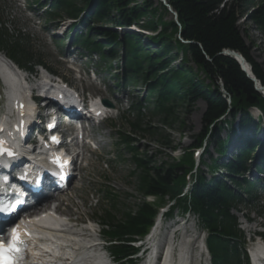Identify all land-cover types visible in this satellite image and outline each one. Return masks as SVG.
<instances>
[{"label": "trees", "instance_id": "obj_1", "mask_svg": "<svg viewBox=\"0 0 264 264\" xmlns=\"http://www.w3.org/2000/svg\"><path fill=\"white\" fill-rule=\"evenodd\" d=\"M254 1L258 2V8L252 22L264 34V0H167L177 14L178 23L173 19L164 21L169 14L167 8L152 0H47L53 20L76 22L70 29V32L77 30L76 42L99 53L109 67L110 61L115 60L124 73L119 81L147 92L148 115L139 109L133 120L125 119L124 129L112 127L116 150L123 149L131 157L135 169L131 177L141 197L135 209L118 218L113 212L117 207L114 194L103 191L104 200L114 203L111 211L104 212L102 223L109 229L106 234L116 259L123 261L136 252L131 243L147 232L158 209L171 202L175 207L169 216L178 209L198 217L208 233L214 264H240L243 236L233 211L246 204L244 198L250 200L254 194V184L246 175L250 172L251 154L262 145L255 136L262 134L263 128L251 119L249 110L258 108L264 121V98L238 62L224 52L241 54L264 87V66L253 59L238 25L243 9ZM132 26L155 35L145 43L141 33L129 31ZM5 37L0 29V48H6L18 63L30 65L33 58L28 50ZM152 44L158 48L150 50ZM198 101L206 105L204 129L180 162L169 155L168 162L160 163L157 153L141 152L135 145L139 138H150L167 150H177L168 139L170 136L158 132L172 130L177 123L185 126L178 110L188 114ZM237 118L238 136L233 127ZM154 119L158 124H154ZM226 131L228 136L224 140L222 133ZM235 137L238 138L235 154L225 161L223 156ZM211 145L218 157L210 156V164L201 161V166L213 174L208 179L202 168L195 170L198 167L193 150L203 147L209 150ZM260 154L259 172L264 167V145ZM222 168L223 174L215 173ZM189 175L192 178L187 181ZM150 196L155 198V204L146 203L145 198Z\"/></svg>", "mask_w": 264, "mask_h": 264}, {"label": "rangeland", "instance_id": "obj_2", "mask_svg": "<svg viewBox=\"0 0 264 264\" xmlns=\"http://www.w3.org/2000/svg\"><path fill=\"white\" fill-rule=\"evenodd\" d=\"M40 1L46 5L44 0ZM152 1L156 4L160 2L159 0ZM28 5L32 6V8L36 7L35 2L32 0H27L26 2L25 0H0V29L5 32L6 40L10 42L12 41V43H21L33 57L34 62H31V64L39 61L48 66L53 72L59 73L61 76H68L70 72L69 68L71 66H67L65 64L66 60L60 61L58 58V56L61 55L58 42L68 31V29L67 31L64 30L66 29V24L68 23L66 22L65 25H61V30L59 29L60 31L54 32L51 29L53 23L51 22L46 24L43 21V11L35 9L31 12ZM257 8L258 2L256 3L255 1L246 6L243 9L244 14L240 17L238 25L243 32V36L250 48L253 59L264 66V34L252 22V16ZM171 19L172 16L169 13L168 15H165L164 21L168 22ZM48 28L50 29L47 30ZM121 30H118V33ZM129 31L134 33H140V31L141 33L143 32L141 35H143L142 40L145 43L149 41L151 36L155 35L153 33L142 31L135 26L131 27ZM58 33L60 35L56 36ZM121 34L122 33L120 32L119 35L121 36ZM68 43H70V41L68 42L67 38V40L64 41L63 51L65 49V52L68 51ZM157 48L158 45L152 44L150 50H155ZM0 50L3 51V55H6V53L8 54L7 49L3 46H1ZM121 55L122 53L119 52V56ZM74 65L85 69V72L96 71L93 69L92 65H88L87 70L84 65L77 61H75ZM116 72V68L111 70L112 75H115ZM110 78L111 76L107 74L101 75L100 81L97 79L94 80L92 74L85 78L87 84L94 87V89L90 90L91 93H98L102 96L110 94V99L114 101L113 103H115L116 109L113 110V118L110 121L106 122L101 128L89 130L88 135L94 139V143H92L93 148H91L94 153H85L81 173L79 175L77 174L76 179L72 183L69 190L64 192L60 198L65 200L68 204L70 203L69 205L71 206L67 208V211H69L71 215L75 214L76 216L77 214V217H80L76 218L74 221L82 220L83 223L84 221L93 220L100 224L103 221L102 216L104 212L111 211V204L114 203H112V201L109 203L104 200V194L102 193L104 190L114 194L113 196H115V199L117 200L114 206L116 205L117 207H115L116 211L113 212L118 216V218L125 212L135 209L141 200V197L135 189V179L134 177H131V174L135 171V169L130 155L122 149V161L120 163H115L113 159L114 148L112 143L114 144L117 142V139L115 136L112 138V134L114 132L112 127L116 126L117 129H124L123 124H127L125 119L133 120V118H129L124 112L131 104H134L133 101L140 99L143 89L142 87H137L136 89H127L126 91L121 90L123 93L120 92L115 95L117 87L110 84ZM71 80L74 82L73 78ZM204 108L206 110L205 103L198 101L188 114L184 113L182 109L178 110L180 118L185 120V126L180 127L179 123H177L172 130L166 129L163 130V132H158V135L164 134L170 136L168 139L172 142L173 146L177 147V152L173 153V151L161 147L155 142V139L150 138H139L135 145L140 148L141 152L148 151L149 154L157 153V159L160 163L168 162L169 155L175 159L181 158V152L191 147L195 143L194 138L199 136L204 129L202 120L204 112L201 114ZM145 114L148 115V113ZM250 114L256 121L257 119L261 122L263 121L261 120L263 116L259 111L251 110ZM148 118L146 120H149ZM153 122L154 124H158L157 119H154ZM238 123L239 118H237L235 125H233L235 129L239 126ZM157 126L159 127L160 125ZM125 128H128V125ZM261 128H263V126H261ZM261 132L262 134H258L256 136V140L259 142H262V139H264V130ZM227 136V131L222 133V138L224 140L227 139ZM232 145L233 144H231V146ZM258 150L260 149H257L251 154V171L246 175L247 179L251 182L253 180L258 182V178L264 179V173L263 175L256 174L255 165L259 163L261 155V152ZM207 152L208 155L205 154L204 156L203 154L204 158L201 157V161H204L206 164H210V156L212 158H217L218 155L216 154L213 145L210 146ZM233 154H235V150L234 148H231L230 151L228 150V155L226 154L223 156V159L225 161L230 160ZM199 168H202L206 172L208 179L213 176L212 172H209L205 167L200 166ZM82 177L85 179L82 180ZM106 194L107 193H105V195ZM74 195L77 196L79 200L75 199L74 203H72L69 199L71 196V199H74ZM256 199L258 202L252 204L251 208L246 210L245 207H240L237 210L238 212H233L238 218V225L240 230L245 234L247 241L249 232L250 237H252L253 231L264 232V194L263 196L260 193L256 194ZM146 201L153 202L154 200L148 199ZM67 215L69 216V214ZM244 215L249 216V219L252 221L250 225H245V220L243 218ZM178 227L180 228L176 232L177 241L179 238L183 239L186 235L192 236L195 240L194 245H191L192 255L196 256L197 243H199L202 239H205L206 235L203 234L205 231L202 229L201 225L198 224V220L193 213L181 216L180 213L176 212L174 213L172 219L164 221L163 232L161 234L163 236V244L166 242L167 235ZM183 227L188 230L185 235L181 233Z\"/></svg>", "mask_w": 264, "mask_h": 264}, {"label": "bare ground", "instance_id": "obj_3", "mask_svg": "<svg viewBox=\"0 0 264 264\" xmlns=\"http://www.w3.org/2000/svg\"><path fill=\"white\" fill-rule=\"evenodd\" d=\"M0 59H2V60L4 59L10 64V62L7 60V58L3 54H0ZM2 60H0V65L3 62ZM16 94H17L16 90H14L13 92L8 94L9 97L7 99L8 101H7V104H6L7 108L5 110V112H6L5 116L7 118L12 116L11 112H12V109L15 107V104H16L15 101L17 100ZM263 94H264V92H263ZM22 108L24 110H26L25 106H23ZM203 112H205V108L202 110L201 114H203ZM65 216L69 217L68 215H65ZM75 222L83 223L82 220L81 221L77 220ZM54 224H56V220L55 219L44 217V220L41 221L39 226H36V225H33V226L36 227L35 229H41L43 226H48L49 225L50 227H52V226H54ZM179 228L180 227L176 228L175 230H172L171 233H169L167 235L166 240L167 241L169 240L171 242L173 240V238H174L173 244L170 246V250H171L170 252L171 253H177V250H178L179 253H180V259L182 261H179V263H175V264H186L187 262H189V258H191V255H192L191 253H189V248H188V240L192 236L186 235V237H184L183 239L179 238V240L177 241V238L175 237L176 236L175 233L178 231ZM187 231L188 230L185 227H183L182 230H181V233H183L185 235V233ZM42 233L45 234L44 232H42ZM43 244H46L50 250H55V248H56L55 243L51 242L50 240H46ZM256 255H258V256L262 255V253H261V251L259 249L256 250ZM80 257H81V255H80ZM78 259H79V256L74 257L71 254H68V257L64 260V262L62 264H77V263L80 264L81 260L78 261ZM57 260H58V257H50V256L49 257H42V258L38 259L37 261H35V264H37V263H39V264H56ZM170 264H173V263H170Z\"/></svg>", "mask_w": 264, "mask_h": 264}, {"label": "water", "instance_id": "obj_4", "mask_svg": "<svg viewBox=\"0 0 264 264\" xmlns=\"http://www.w3.org/2000/svg\"><path fill=\"white\" fill-rule=\"evenodd\" d=\"M164 4V6L169 10L171 14L174 15V17L177 19V14L172 10V8L167 3V0H159ZM224 55L233 58L235 61L238 62V64L241 66L242 71L247 75V77L254 83L255 89L258 92L263 93L264 87L261 85V83L256 79L254 74L252 73L251 67L246 62V60L243 58V56L235 51H225Z\"/></svg>", "mask_w": 264, "mask_h": 264}, {"label": "snow or ice", "instance_id": "obj_5", "mask_svg": "<svg viewBox=\"0 0 264 264\" xmlns=\"http://www.w3.org/2000/svg\"><path fill=\"white\" fill-rule=\"evenodd\" d=\"M55 137H53V140L55 141ZM58 142V141H57ZM2 143V142H0ZM3 151H7V149H3ZM8 155H12L10 151H8ZM6 179V178H5ZM23 203L22 201H16V204H21ZM7 208H2L0 207V212H7ZM3 234V233H0ZM19 241V233L14 230V235H13V243L10 246H5L2 242H0V261H2V264H13V261L11 259H8L5 257L4 253L5 251L11 252V251H16L19 252L20 249L17 247V242Z\"/></svg>", "mask_w": 264, "mask_h": 264}]
</instances>
